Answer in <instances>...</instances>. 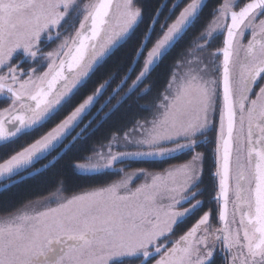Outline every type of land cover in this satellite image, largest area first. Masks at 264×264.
Returning <instances> with one entry per match:
<instances>
[{"label":"snow or ice","instance_id":"snow-or-ice-1","mask_svg":"<svg viewBox=\"0 0 264 264\" xmlns=\"http://www.w3.org/2000/svg\"><path fill=\"white\" fill-rule=\"evenodd\" d=\"M207 7L0 0V148L42 130L0 156L3 188L58 165L120 176L0 218V264H264V0Z\"/></svg>","mask_w":264,"mask_h":264},{"label":"trees","instance_id":"trees-1","mask_svg":"<svg viewBox=\"0 0 264 264\" xmlns=\"http://www.w3.org/2000/svg\"><path fill=\"white\" fill-rule=\"evenodd\" d=\"M91 0H83L84 3L90 2ZM208 7L205 9V15L211 11L215 0H205ZM192 33H189L188 36L182 40L177 47L169 54V57L161 64V66L157 69L155 76L157 79V87H160L163 83V80L166 78L167 63L172 59L173 56L180 50V48L184 47L191 39ZM135 40V37L133 38ZM111 64V61H109ZM107 67V66H106ZM99 75V73H98ZM94 79H96L94 77ZM143 103V101H141ZM0 106H3L0 103ZM38 130L36 133L32 135L21 136L19 139L15 141L13 144L7 145L5 148H0V156H3L6 152H11L15 149H19L21 145L29 142L34 136L39 134ZM0 142V144H2ZM201 151L207 152V158L204 164V180L201 187L204 189V197L206 204L210 203L211 207L215 208L216 204L214 201H209L207 198L209 197L213 185V178L210 173L214 170L212 156H211V145L204 146L200 149ZM186 157H179L177 159H173L167 162H126L124 164H117L115 167L117 169L124 168L126 171L130 172L133 170H137L140 168H145L148 170L158 171L161 168H167L171 165H178L183 162ZM42 163L36 165V167H41ZM120 178V176L113 174H96L89 177H80L76 176L61 166H57L55 169H51L45 171L41 176L36 178H30L26 181L21 182L20 184H16L10 188H7L3 191H0V216H7L10 212H15L22 206L26 205L29 201H35L41 199L44 196H48L53 193L57 189H63V194L66 196L72 195L74 192H80L88 188L100 187L104 186L107 183H111ZM4 182L0 183V186L3 185ZM188 225H180L177 228V235L172 237V239L178 238V235L182 230ZM217 264H223V258L221 255L216 257Z\"/></svg>","mask_w":264,"mask_h":264},{"label":"rangeland","instance_id":"rangeland-1","mask_svg":"<svg viewBox=\"0 0 264 264\" xmlns=\"http://www.w3.org/2000/svg\"><path fill=\"white\" fill-rule=\"evenodd\" d=\"M91 2H94V0H91L90 2H87V3H91ZM55 45H53V47H54ZM134 171V170H133ZM131 172V171H130ZM120 179V178H119ZM118 179V180H119ZM142 182V178L140 179V180H137L136 181V184H139V183H141ZM1 183V182H0ZM2 186V185H1ZM57 192V190H55L53 193H56ZM53 193H51V194H53ZM50 194V195H51ZM58 194H62V195H64L63 194V192H61V193H58ZM66 196V195H65ZM38 200H40V199H38ZM35 201H37V200H35ZM28 204V203H27ZM25 206V205H24ZM24 206H22L21 208H19L17 211H24L25 210V208H24ZM30 210V209H29ZM3 217H5V216H0V218H3ZM215 226H217V223H214L213 224V227H215Z\"/></svg>","mask_w":264,"mask_h":264},{"label":"water","instance_id":"water-1","mask_svg":"<svg viewBox=\"0 0 264 264\" xmlns=\"http://www.w3.org/2000/svg\"><path fill=\"white\" fill-rule=\"evenodd\" d=\"M42 167V166H41ZM12 186H14V185H12ZM12 186H10V187H12ZM10 187H8V188H10ZM7 189V188H6ZM3 190H5V188H3V186H1L0 187V191H3Z\"/></svg>","mask_w":264,"mask_h":264}]
</instances>
